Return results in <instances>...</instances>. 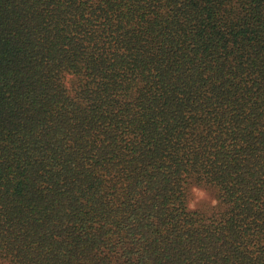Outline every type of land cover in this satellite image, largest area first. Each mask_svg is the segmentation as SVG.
Instances as JSON below:
<instances>
[{
    "label": "trees",
    "instance_id": "obj_1",
    "mask_svg": "<svg viewBox=\"0 0 264 264\" xmlns=\"http://www.w3.org/2000/svg\"><path fill=\"white\" fill-rule=\"evenodd\" d=\"M0 264H264V0H0Z\"/></svg>",
    "mask_w": 264,
    "mask_h": 264
},
{
    "label": "rangeland",
    "instance_id": "obj_2",
    "mask_svg": "<svg viewBox=\"0 0 264 264\" xmlns=\"http://www.w3.org/2000/svg\"><path fill=\"white\" fill-rule=\"evenodd\" d=\"M216 201L209 195V193L201 188L193 187L191 189V196L188 207L191 210L209 211L215 206Z\"/></svg>",
    "mask_w": 264,
    "mask_h": 264
}]
</instances>
